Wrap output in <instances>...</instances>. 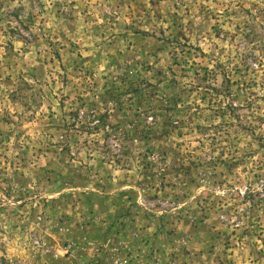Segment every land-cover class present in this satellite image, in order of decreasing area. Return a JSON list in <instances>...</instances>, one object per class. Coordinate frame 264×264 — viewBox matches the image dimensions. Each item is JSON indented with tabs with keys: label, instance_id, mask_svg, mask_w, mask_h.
<instances>
[{
	"label": "rangeland",
	"instance_id": "374dc122",
	"mask_svg": "<svg viewBox=\"0 0 264 264\" xmlns=\"http://www.w3.org/2000/svg\"><path fill=\"white\" fill-rule=\"evenodd\" d=\"M0 264H264V0H0Z\"/></svg>",
	"mask_w": 264,
	"mask_h": 264
}]
</instances>
